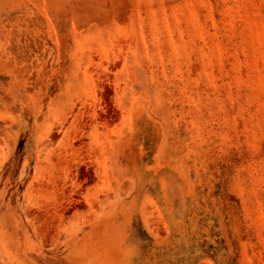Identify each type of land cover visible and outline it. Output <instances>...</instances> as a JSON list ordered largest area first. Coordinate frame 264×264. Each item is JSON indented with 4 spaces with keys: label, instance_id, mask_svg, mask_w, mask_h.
Segmentation results:
<instances>
[{
    "label": "rangeland",
    "instance_id": "rangeland-1",
    "mask_svg": "<svg viewBox=\"0 0 264 264\" xmlns=\"http://www.w3.org/2000/svg\"><path fill=\"white\" fill-rule=\"evenodd\" d=\"M0 264H264V0H0Z\"/></svg>",
    "mask_w": 264,
    "mask_h": 264
}]
</instances>
